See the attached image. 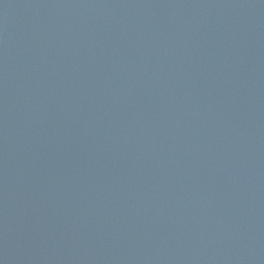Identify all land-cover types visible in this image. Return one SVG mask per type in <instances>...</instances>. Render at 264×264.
<instances>
[{"label": "water", "instance_id": "water-1", "mask_svg": "<svg viewBox=\"0 0 264 264\" xmlns=\"http://www.w3.org/2000/svg\"><path fill=\"white\" fill-rule=\"evenodd\" d=\"M0 264H264V0H0Z\"/></svg>", "mask_w": 264, "mask_h": 264}]
</instances>
